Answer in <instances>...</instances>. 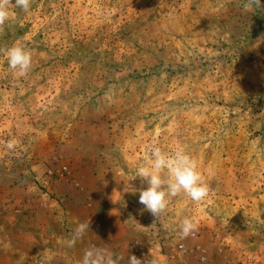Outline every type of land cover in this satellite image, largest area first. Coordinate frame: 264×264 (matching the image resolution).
Masks as SVG:
<instances>
[{
    "label": "rangeland",
    "instance_id": "1",
    "mask_svg": "<svg viewBox=\"0 0 264 264\" xmlns=\"http://www.w3.org/2000/svg\"><path fill=\"white\" fill-rule=\"evenodd\" d=\"M244 3L10 8L0 27V264H80L91 249L116 264H264V0ZM13 45L31 53L23 77L4 55ZM150 146H183L209 196L181 193L159 218L142 212L136 169ZM185 218L197 223L187 238ZM79 223L89 229L77 235Z\"/></svg>",
    "mask_w": 264,
    "mask_h": 264
},
{
    "label": "clouds",
    "instance_id": "2",
    "mask_svg": "<svg viewBox=\"0 0 264 264\" xmlns=\"http://www.w3.org/2000/svg\"><path fill=\"white\" fill-rule=\"evenodd\" d=\"M32 0H0V27L4 26L10 16V8H19L25 12L30 10ZM244 8L259 7L261 0H245ZM8 66L16 75L23 77L31 68L32 57L29 50L22 46L13 45L4 50ZM15 140L6 142L8 149H13ZM136 176L147 185V188L135 190L139 192V203L143 211L149 212L153 217L159 218L168 205L169 199L185 194L194 202H200L210 194V188L198 170L195 160L186 152L183 146L173 153L162 151L158 146L147 149L145 162L136 169ZM180 234L187 238L197 230L194 218H185L180 226ZM89 229V223H79L75 229L77 235ZM74 246L75 239L68 242ZM80 264H116L111 254L99 250H85ZM127 264H141V260L131 255Z\"/></svg>",
    "mask_w": 264,
    "mask_h": 264
}]
</instances>
